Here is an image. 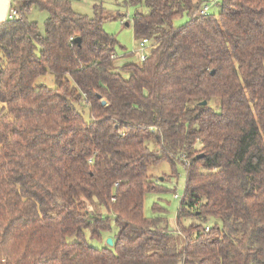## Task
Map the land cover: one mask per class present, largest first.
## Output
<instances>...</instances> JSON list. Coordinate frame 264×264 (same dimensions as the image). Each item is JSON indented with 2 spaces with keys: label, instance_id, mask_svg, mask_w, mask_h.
Returning <instances> with one entry per match:
<instances>
[{
  "label": "trees",
  "instance_id": "trees-1",
  "mask_svg": "<svg viewBox=\"0 0 264 264\" xmlns=\"http://www.w3.org/2000/svg\"><path fill=\"white\" fill-rule=\"evenodd\" d=\"M24 2L0 23V264H264V0H124L152 49L123 66L102 8ZM164 161L187 171L176 231L145 217Z\"/></svg>",
  "mask_w": 264,
  "mask_h": 264
},
{
  "label": "rangeland",
  "instance_id": "rangeland-1",
  "mask_svg": "<svg viewBox=\"0 0 264 264\" xmlns=\"http://www.w3.org/2000/svg\"><path fill=\"white\" fill-rule=\"evenodd\" d=\"M202 6H209V14L218 15L220 12L221 0H204ZM124 0H71L73 9L83 15H87L90 18L96 16V7L102 8L105 16L110 17L104 22L103 27L109 34L115 36L119 45L116 48V60L115 62L119 66H123L127 63L141 64L139 58L141 53L140 40H137L134 34L133 17L137 10L147 13L148 9L145 6L134 7L124 6ZM24 0H15V7L21 8L24 6ZM48 13L39 8H32L27 13V20L38 24L42 34L45 33V24L48 19ZM187 15H182L174 20L175 26H180L188 21ZM129 24L127 26L126 24ZM41 81L45 82L49 87H54L55 82L52 74H48ZM0 107H7L6 103L0 102ZM86 118H89V114L86 109ZM149 175L152 176L157 183L160 184L162 191L149 192L145 199V217L152 220L156 217H165L171 231L177 230V212L181 204V200L185 193L187 171L186 167L177 162L173 167L169 162L164 161L158 166H151L149 168ZM176 195L179 198L176 199ZM93 210V207H90ZM96 210L100 213L107 214L106 209ZM193 219H186L185 225L193 223ZM215 219H210L208 225L212 226L215 223ZM119 231L118 226L115 224L112 218V230L104 235V240L99 241L93 239L89 231H86L88 243L95 248H102L107 245L108 238H114ZM74 240V239H71Z\"/></svg>",
  "mask_w": 264,
  "mask_h": 264
},
{
  "label": "built area",
  "instance_id": "built-area-1",
  "mask_svg": "<svg viewBox=\"0 0 264 264\" xmlns=\"http://www.w3.org/2000/svg\"><path fill=\"white\" fill-rule=\"evenodd\" d=\"M208 12H209V6L205 5L201 10V14H208ZM19 16H20L19 10L15 9V8H11L8 20L13 21V20L17 19ZM140 47H141V53H140L139 58H140L141 62H144L147 59V57H148V55L152 49V45H151V42L149 40L144 39V40H141ZM112 58L116 59V56L113 55ZM175 197H176V199L179 198L178 195H176ZM206 231H209V227L206 228Z\"/></svg>",
  "mask_w": 264,
  "mask_h": 264
},
{
  "label": "crops",
  "instance_id": "crops-1",
  "mask_svg": "<svg viewBox=\"0 0 264 264\" xmlns=\"http://www.w3.org/2000/svg\"><path fill=\"white\" fill-rule=\"evenodd\" d=\"M15 0H0V23L6 22L9 17L11 8H15Z\"/></svg>",
  "mask_w": 264,
  "mask_h": 264
},
{
  "label": "water",
  "instance_id": "water-1",
  "mask_svg": "<svg viewBox=\"0 0 264 264\" xmlns=\"http://www.w3.org/2000/svg\"><path fill=\"white\" fill-rule=\"evenodd\" d=\"M128 25H129V24L127 23V26H128ZM75 42L78 43L79 45H81V43H82V39H81L80 37H78V38L75 39ZM212 74H214V72H212ZM202 104H203V105H206L207 103H206V102H203ZM202 156H203V155H202ZM202 156H200V157H202ZM107 245H108L109 247H114V245H115L114 239H113V238H108V239H107Z\"/></svg>",
  "mask_w": 264,
  "mask_h": 264
}]
</instances>
